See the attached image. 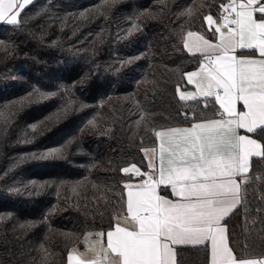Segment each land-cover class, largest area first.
Listing matches in <instances>:
<instances>
[{
  "label": "trees",
  "instance_id": "trees-1",
  "mask_svg": "<svg viewBox=\"0 0 264 264\" xmlns=\"http://www.w3.org/2000/svg\"><path fill=\"white\" fill-rule=\"evenodd\" d=\"M221 3L227 0H117L107 7L104 0H34L19 26L0 22L8 46L0 47V111L7 116L0 119V264H41V244L51 264H66L86 231H106L124 212L130 175L121 169L146 168L141 149L156 143L149 129L214 116L215 101H182L177 88L202 59L185 48L186 32L205 30L203 17L219 15ZM201 4L192 16L182 14ZM91 9L104 14L80 17ZM144 12L128 36L130 18ZM253 136L264 142V132ZM54 149L62 151L48 155ZM251 165L253 178L226 227L234 249L259 256L264 179L255 177H263L264 159L253 157ZM176 251L178 264L208 263L207 245Z\"/></svg>",
  "mask_w": 264,
  "mask_h": 264
},
{
  "label": "snow or ice",
  "instance_id": "snow-or-ice-1",
  "mask_svg": "<svg viewBox=\"0 0 264 264\" xmlns=\"http://www.w3.org/2000/svg\"><path fill=\"white\" fill-rule=\"evenodd\" d=\"M116 2L104 0L103 6ZM33 3L0 0V22L19 26L22 13ZM203 7H189L182 14L192 16ZM220 8L217 18L211 14L203 17L208 25H215L210 30L218 34L216 43L191 31L185 38V48L192 50L191 41L207 61H202L197 71L184 74L189 84H196L197 92L177 88L182 101L214 97L219 105L214 118L196 120L193 116L195 122L189 127L150 128L159 142V164L150 159V171L145 173L135 164L121 169L141 177L139 184H124V212L113 217L115 223L106 233H86L85 251L73 247L67 264H178L176 247L182 245H207L208 264H264V254L252 256L234 249L226 227V218L242 203V189L253 178L251 159H264V142L253 138L264 132V0H227ZM93 11L104 14L91 9L80 17ZM145 15L149 13L130 18L128 36L140 29L138 21ZM0 47L8 46L0 41ZM237 48L258 49L261 58L237 56ZM134 59L138 57L124 63L131 64ZM72 107L70 103L61 115ZM147 115H141L137 124ZM6 118L0 111V119ZM89 123L95 126V120ZM37 127L31 126L33 131ZM239 129L252 135H240ZM157 147L141 151L156 157ZM61 151L54 149L48 155ZM162 186L171 189L172 199L159 194ZM72 190L75 192L76 186ZM91 237L95 239L90 241ZM243 247L249 246L245 243ZM38 251L43 254L41 264H51L53 254L43 244Z\"/></svg>",
  "mask_w": 264,
  "mask_h": 264
},
{
  "label": "crops",
  "instance_id": "crops-1",
  "mask_svg": "<svg viewBox=\"0 0 264 264\" xmlns=\"http://www.w3.org/2000/svg\"><path fill=\"white\" fill-rule=\"evenodd\" d=\"M209 15V14H208ZM214 18H217L218 15H215V14H211ZM214 27L215 25H208V23L206 22V28L205 30H202V31H198V30H189L191 32H196V33H199L200 35H203L205 37V39H208L209 41H211L212 43H216L217 42V35L218 34H214L213 30H214ZM210 29H213V30H210ZM187 31L186 32V35L187 33L189 32ZM186 35H185V38H186ZM185 38H184V42H185ZM189 44H190V47L192 48L191 51H189L188 48H186L189 52H192V53H198V54H201L200 52L196 51L195 47H192V44H191V41H189ZM235 55L237 56H243V57H252V58H256V59H260V54H259V50L258 49H253V50H248V49H245V50H240L237 48L236 52L234 53ZM202 56V59L200 61V63L202 61H204V56ZM205 63H207V61H204ZM200 63L198 64V66H196L195 68L187 71L186 73L188 72H194V71H197L199 69V66H200ZM185 79H186V82L187 84L186 85H182V86H179V90L180 92H190V93H195L197 92V87H196V84L195 83H192V84H189L188 83V79H187V76H185ZM178 95H179V92H178ZM197 98H205L203 96H197ZM207 99H210V100H213L215 101L214 97H208ZM217 106L219 107V105L217 104ZM238 108L241 107L240 104L237 105ZM210 118H214L213 117H208V118H201V119H210ZM201 119H196V120H201ZM195 122L194 120L190 123H187V124H180V125H174V126H168V127H189L191 123ZM163 128H166V127H163ZM159 130V129H158ZM239 134L240 135H252V134H249L246 132V130H243V129H239L238 130ZM254 139H257L256 137L253 136ZM259 140V139H258ZM158 140L156 139V143L152 146H146L144 148H154V147H157L158 146ZM143 148V149H144ZM144 153V152H143ZM144 156H145V159H146V168L143 169L140 165L136 164V163H131V164H128L127 166L125 167H130L132 164H135L138 168H140L141 172L144 173V171L146 172H149L150 171V168H149V161L150 159L153 160L154 163H156L157 165L159 164V157H158V147H157V155L156 157H150V156H146L145 153H144ZM130 175L129 178H127L124 182L125 183H132V184H139L141 182V177L140 176H137L134 172H130L128 173ZM263 177H264V174H263ZM147 177H144V179H146ZM165 188V187H164ZM161 189V188H160ZM159 189V194L162 195V196H166L168 197L169 199H172L173 197L171 196V194H165V193H162L161 190ZM170 190V193H171V189L168 188ZM125 192L127 193V190L125 189ZM223 223V222H222ZM110 230V229H108ZM108 230L106 231H101V230H89V231H86V233H99V232H104L106 233ZM85 234L83 236V239H82V243L80 245H75L73 247H76L79 249L80 252H84L85 251V245L83 243L84 241V237H85ZM95 237H91L90 238V241L91 240H94ZM105 242H106V238H105ZM73 247H71L68 251H70ZM68 254V253H67ZM66 264H67V257H66ZM208 264V263H207Z\"/></svg>",
  "mask_w": 264,
  "mask_h": 264
},
{
  "label": "water",
  "instance_id": "water-1",
  "mask_svg": "<svg viewBox=\"0 0 264 264\" xmlns=\"http://www.w3.org/2000/svg\"><path fill=\"white\" fill-rule=\"evenodd\" d=\"M222 12V9L220 10V13ZM190 113V111L188 110V109H184L183 111H182V114L183 115H187V114H189Z\"/></svg>",
  "mask_w": 264,
  "mask_h": 264
},
{
  "label": "built area",
  "instance_id": "built-area-1",
  "mask_svg": "<svg viewBox=\"0 0 264 264\" xmlns=\"http://www.w3.org/2000/svg\"><path fill=\"white\" fill-rule=\"evenodd\" d=\"M226 14V13H225ZM146 171H144V173H145Z\"/></svg>",
  "mask_w": 264,
  "mask_h": 264
}]
</instances>
